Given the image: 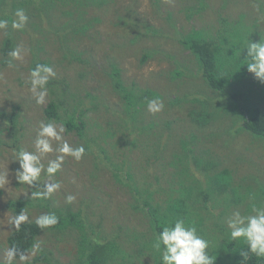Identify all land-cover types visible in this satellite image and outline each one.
Masks as SVG:
<instances>
[{
    "label": "rangeland",
    "instance_id": "rangeland-1",
    "mask_svg": "<svg viewBox=\"0 0 264 264\" xmlns=\"http://www.w3.org/2000/svg\"><path fill=\"white\" fill-rule=\"evenodd\" d=\"M247 1L228 0V6L222 7L223 0H202L201 4L199 0H159L156 7L152 0H107L102 7L90 3L85 9L75 7L70 0L57 2L16 0V4L14 0H5L4 4L8 7L4 8V16L14 18L15 10L23 8L29 20L24 31L9 30L8 35L0 33V50L5 39L10 38L14 43L13 47L16 44H23L31 51L23 61L14 62L16 65L14 69L8 68L0 51V109L8 112L17 108L25 129L23 148L32 150L38 122L49 121L44 109L51 97H54L56 102H62L60 89L65 84L56 85L54 82L51 84L54 86L48 85L49 96L46 104L37 106L24 84L29 69L35 63L51 65L56 71L54 80L58 82L65 80L71 91L82 98L85 105L83 121L87 136L88 139H95L96 144H91L90 153L85 154L79 162L65 158L62 170L56 176L62 187L51 196V203L55 210H63L66 205L73 210L84 209L90 228L99 232V240H111L116 246L114 260L110 264H160V261L159 253L152 246L155 234L153 228L145 214L131 212L133 207L130 205L128 211L123 209L130 201L127 188L117 184L109 170L102 166L97 158L100 148L106 151L105 158L113 164H121L123 158L131 160L130 167L134 178L132 182L138 187L149 188L154 199L161 205V210L171 202L169 199L175 197L184 198L187 204H191L195 199L200 204L205 202L197 192L202 190L201 187L193 186V190L188 194L181 193L183 187L179 180L202 179L200 181L203 182L205 175L214 179L222 171L230 176L231 187L225 188L224 191L220 189L219 192L212 189L213 191L209 192V202L200 208L194 204L190 207V210L195 211L191 213L190 219L197 229V234L209 241L210 255L216 257L215 264L217 260L222 262L223 259L225 261L229 259L222 257L224 251L219 246L224 240H230L226 218L235 210L248 214L251 211L250 197L254 198L253 202L256 204L262 202L260 188L264 183V135H255L242 128L239 125V115L236 116L233 111L226 112L225 109L214 108L208 118L198 122L194 116L190 118L188 115L194 106L191 102L185 100L175 104L170 102L184 95L189 97L193 94V97L200 99L210 95L201 79L199 66L193 55L181 50L177 39L181 36L183 41L185 35L194 30L201 31L207 36L220 27L221 17H225L231 26L239 19L242 25L250 26L255 17L260 20L259 24L264 26V17L256 16V11L252 16L244 15V18H239L248 9ZM52 2L58 4L57 8L60 11L73 12L70 20L89 21V18L95 16L98 21L99 18V22L91 28L92 35H80L79 42L75 44L67 40L70 36L63 31L55 34L45 12L46 9L49 10L51 12L49 16L53 19L60 14V11L53 10L50 5ZM75 4H78L77 0ZM116 19L120 22L118 27L115 24ZM58 24L59 20H55L53 26L56 28ZM147 24L171 36L134 43L138 31L148 26ZM49 27L52 32H48ZM253 29L255 32L259 31V28ZM174 31H178L179 34L174 35ZM260 38L264 39L262 33L259 34ZM69 44L84 52V58L91 64L83 65L77 60L73 64L64 63L66 62L62 57L64 46ZM242 47L243 45L240 46ZM149 49L164 50L171 58L174 56L176 58L163 59L164 53L158 51L142 64L140 58L143 53H148ZM179 58H183V64L191 68L193 74L187 76L185 70V74L174 80L167 72L172 68V62L178 61ZM108 60L117 62L125 85L133 84L136 92L138 90L141 92L142 89L152 90L160 95L165 105L164 110L155 115L145 111L138 121L140 123L135 124L138 127L139 125L146 127L142 134L126 138L135 139L137 143L135 148H131V145L118 147V144L125 141L119 142L118 133L108 134L106 130L107 122H111V125L116 123L122 107L119 103L120 98L111 91L107 77L103 73V70L105 72L108 70ZM233 80L235 83L230 86L228 92L236 91L239 94L244 92L240 103L236 101L239 96L231 100L234 111L239 113L244 110L243 108L257 106L259 102L261 107H264V83L247 75L235 76ZM253 81L256 82V86ZM257 88L260 90L259 93L255 95L256 97L251 96L253 89ZM210 96L213 97V93ZM213 100L214 104L215 102L218 104V95H215ZM195 117L199 118L200 115L196 114ZM136 129L138 131L139 128ZM65 139L73 147L81 145L80 139L74 133L66 131ZM154 148L157 150L156 153ZM55 155L56 153L49 154L48 158L54 159ZM100 155V158H103V154ZM95 162L97 169L94 166ZM18 168V162H13V149L9 146L0 148V172L7 170L9 181L8 184L0 185V261L5 260L7 237L10 234L8 221L13 215L7 209V204L13 199L31 197V192L36 190L34 187L28 189L15 180ZM40 187L42 189L43 186ZM69 194L76 197L71 204L65 202V197ZM197 195L199 196L195 197ZM142 196L146 194L142 193ZM186 196L191 200L186 199ZM26 213L31 221L49 212L43 208H31ZM77 239V231L69 228L62 231H44L37 238L36 243L41 245V251L36 257L47 258L43 260L41 257L38 261H34L33 258L30 264H81ZM139 246L144 247V250L135 253L134 249ZM228 250L232 255L231 250Z\"/></svg>",
    "mask_w": 264,
    "mask_h": 264
},
{
    "label": "trees",
    "instance_id": "trees-1",
    "mask_svg": "<svg viewBox=\"0 0 264 264\" xmlns=\"http://www.w3.org/2000/svg\"><path fill=\"white\" fill-rule=\"evenodd\" d=\"M34 1L35 0H30V2ZM52 1L57 2V0ZM70 1L75 7L79 6L86 9L90 5L102 7L107 0H88V2H86V0H77L78 4H75L76 0ZM158 1L159 0H152V4L157 7ZM15 2L16 0H14V3ZM201 2L202 0H199L200 4ZM4 3L5 0H0V18L9 20V24H11V20L13 18L9 15L4 16L3 14L4 8L8 7V5ZM228 3V0H223L222 7H227ZM50 5L52 6L53 10H58V12L60 11L57 8L58 4L55 5V3L52 2ZM247 7L248 9L243 15H240L239 18H244V15L252 16L255 11L257 12L256 16H261L262 18L264 17V2H262V0H248ZM257 9H259V11H257ZM45 12L49 18L50 27L54 28L53 32L58 35L60 31H63L64 34L70 36V38L67 40L75 44L79 42L78 37L80 35L91 36L93 33L91 28L95 23L99 22V18L97 21L95 16L89 18V21H85L83 19L82 21L70 20L73 12L69 11H60L59 15L56 12L57 15L53 19L49 16V13H51L49 10L46 9ZM132 12L133 10L131 13ZM168 19H166V21L169 23ZM253 19V23L250 26L242 25L241 19L236 20L231 26L225 17H221V22L219 24L220 27H217L213 32L209 33V35L205 36L201 33V31L194 30L189 35H185L183 41L181 40V36L177 39L181 46V50L186 51L187 54L191 53L193 55L192 57L199 66L198 70L207 91L210 95L212 93L214 96L218 95V104L216 102L215 104L213 103L214 96L212 97L208 95L207 97H204V99H200L193 97V94L189 95V97L187 95L179 97L176 101H170L172 104L183 100L191 102L194 106L189 111L188 115L190 118L194 116L195 121L198 122L208 118L209 113L212 112L214 108L225 109L226 112L228 110L233 111L236 116L239 115V125H241L242 128H245L247 131L252 132L255 135H264V107H261V102H259L257 106L243 108L244 110H241V112L238 113L232 109L231 100H233L235 96H239L236 98V101L240 103L242 94L244 92H241L240 94L236 91L233 93L228 92L230 86L235 83L233 80L235 76L241 77L243 75H247L253 78L251 76L252 74L247 72L245 61H243L246 56V50H243L241 52V56L239 57V52L242 49L240 46L244 45L247 38L252 42H258L259 34L261 35L262 33L264 35V26L259 24L260 20L256 19L255 17ZM55 20H59V24L56 28L53 26ZM115 24L117 27L120 25L118 19H116ZM50 27L48 32H52ZM229 27L231 28L229 29ZM253 27L259 28V31L255 32L256 30L253 29ZM45 34L50 33L45 32ZM173 34L177 35L179 32L174 31ZM170 36L171 34H163L158 31V29L148 25L138 31L134 38V43H138L137 41L143 40L169 38ZM261 40L264 39L262 38ZM13 44L14 43L10 38H6L3 42V46L0 51L4 58V62L9 59L7 53L12 50ZM158 51L164 53L163 59L169 57L168 60H175L176 58V56L171 58L164 50L149 49L148 53L142 54L140 58L141 63L143 64L147 59L155 56V53ZM83 53L84 52L78 51L76 46L72 44L65 45L62 54L64 61H66L64 63L73 64L74 61L77 60V62L83 63V65L91 64L87 58H84ZM183 58H179V62L173 61L172 68L167 72V75L174 80H178L183 74H185V70L188 73L186 74L187 76L193 74V70H191V68H189L187 65L183 64ZM109 61L110 60H108V70H106V72L105 70H102L107 77V84L109 85L111 91L116 96H118V98H120L119 103L122 105V107L120 109L121 112L118 113V119L116 120V123L111 125V122H107L108 126L106 130L108 134L110 132H116V134L118 133L119 142L122 140L125 141L124 143L118 144V147L131 145V148H135L137 145L135 139L129 140V138H126L130 135L133 136L135 134H142L146 130L145 126L139 125L138 127L135 124L140 123L138 121H140V117L146 111L147 101L154 97H160V95L149 89H142L141 92H139V90L136 92L133 84L130 86L125 85L124 81L121 79V69L117 66V62L115 63L114 60H111L110 62ZM54 82H56V85L65 84V86L60 89L62 102H56L57 100L54 97H51L44 109V114L48 120L63 122L66 127V131L74 133L80 139L81 145L85 147V154L87 155L90 153L89 150L91 148V144L93 143V145H95L96 142L95 139H88L87 136L85 121H83V113L85 108L83 100L82 98L80 99L78 97L76 92L71 91V88L68 84H66L65 80L58 82L52 79L49 81L48 85L50 86ZM253 84L256 86L255 81H253ZM247 89L249 88L247 87ZM259 91V88H257V90L253 89L251 96L256 97L255 95L259 93ZM59 110L62 112L60 113ZM247 112H251L252 114L248 115L246 114ZM196 114H199L200 117L196 118ZM201 114H205L206 116ZM147 127L151 126L147 125ZM136 128H139L138 131ZM24 134L25 129L21 121V115L17 108H13L8 112L2 111L0 109V148L9 146L13 149V151L22 148ZM153 150L155 153L157 152L155 148ZM100 153L103 154V158H100ZM105 155L106 151L100 148L99 156L97 158L101 161L102 166L109 170L112 179H114L117 184L123 185L127 188L130 201L129 204H127V207H124L123 209L128 211V206L130 205V207H133L131 212L138 211L145 214L155 233L160 231L161 226L174 223L177 218H183L186 222V225L194 226L190 219L191 213L195 212L190 210L192 204L198 205L200 208V206H204V203L206 204L209 202L210 190L219 192V190L222 189V191H224L225 188H228L229 186L231 187L232 185L229 183L232 179L225 171L218 173L214 179L205 175V181L203 182L200 181L202 179L199 178V180H179V184L183 187L181 193L188 194L193 190V186L201 187L202 190H197V192L200 196H202L205 202L200 204V202L195 199L191 202V204H187L184 198L175 197L173 199H169L171 202L166 204L165 209L161 210V205L154 199L152 196L153 192L150 191L149 188L146 189L144 187H138L135 183H133L134 178L132 174V167H130V163H132L130 159L123 158L121 164H113L112 162H109V159L105 158ZM96 164L97 162L94 164L95 169L98 168ZM203 184L205 185L204 188ZM261 186L260 200H262V202H257V205L259 206L260 204L264 205V183ZM144 189L145 192H143ZM142 193H145L146 196H142ZM199 195L195 197H198ZM186 199L191 200L188 196H186ZM51 201V198L47 200H35L28 197L13 199V201H10L7 204V209L12 214H18L22 210L26 212L31 208H43L48 212L55 213L59 217V223L55 227L48 229H40L35 224V220L22 223L19 232H10L9 236L7 237L8 247L15 244L22 249H30L32 244L37 242L38 236L44 231H62V229L69 228L71 230H76L78 233L77 243L79 247L78 252L80 254L79 259L81 264H110L112 260H114L116 246L111 240H99V232L98 230H93L90 228L88 217L83 212L84 209L78 208L73 210L69 207V205H66L64 206L63 210H55L52 207L53 203H51ZM219 246H221V249L224 251V255L222 257H228L229 259L226 261L223 259L222 262L217 260L216 264H264V259H259L255 256L243 258L240 253L246 250V245H244L242 242H235L226 239ZM228 249L231 250L232 255ZM134 250L135 253L138 251H143L144 247L139 246ZM41 257L42 256L35 257L33 260H41ZM42 258L45 260L47 257L43 256Z\"/></svg>",
    "mask_w": 264,
    "mask_h": 264
},
{
    "label": "clouds",
    "instance_id": "clouds-1",
    "mask_svg": "<svg viewBox=\"0 0 264 264\" xmlns=\"http://www.w3.org/2000/svg\"><path fill=\"white\" fill-rule=\"evenodd\" d=\"M264 2V0H262ZM259 11V9H257ZM11 24L9 20L0 18V33L9 34V30L20 32L26 29L29 17L23 8H17L13 13ZM246 50L243 59L247 72L253 78L264 83V40L252 42L248 38L239 52ZM31 49L23 44H16L7 53L8 68L16 67L15 61H23ZM56 77V71L51 65L36 63L30 68L24 84L37 106H43L49 96V81ZM164 102L160 97L147 101L146 111L155 115L164 110ZM66 127L63 122L41 120L38 122L32 150L19 148L13 151V162H18L19 168L15 173V180L28 189L35 187L31 192V199L47 200L62 187L61 181L56 179L62 170L65 158L75 162L81 161L85 155V147H73L65 139ZM56 153L54 159L49 154ZM47 160L45 163L44 161ZM8 171L0 172V185L8 184ZM43 186L42 189L40 186ZM76 200L74 195H66L68 204ZM251 211L242 214L235 210L226 218L228 236L231 241L242 242L246 250L240 255L243 258L255 256L264 259V206L257 205L253 197L249 198ZM29 216L25 211L13 214L9 219L10 232H19L22 223L28 222ZM59 223V217L52 212L43 213L36 217L35 224L40 229L53 228ZM153 249L159 253L160 264H215L216 257L210 255L209 241L197 234L194 226L186 225L183 218H177L174 223L161 226L154 234ZM41 251L39 243L32 244L30 249H22L15 244L5 251V260L0 264H30V261Z\"/></svg>",
    "mask_w": 264,
    "mask_h": 264
}]
</instances>
